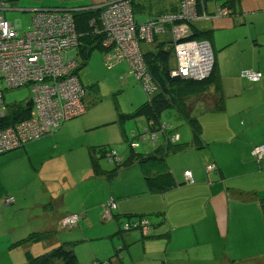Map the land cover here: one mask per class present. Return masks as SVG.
I'll return each instance as SVG.
<instances>
[{"label":"crops","instance_id":"0c3cea01","mask_svg":"<svg viewBox=\"0 0 264 264\" xmlns=\"http://www.w3.org/2000/svg\"><path fill=\"white\" fill-rule=\"evenodd\" d=\"M104 1L89 0L77 8ZM203 1L208 13L223 3L234 10L231 16L212 15L195 21L197 29L208 32L216 55L219 77L208 92H219L224 107L198 110L201 147L168 157L177 185L163 193H150L138 165L121 169L111 181L96 175L94 152L101 156L96 149L114 141L93 135L105 121H99L102 113L92 112L88 103L84 115L66 122L53 135L0 157V264H26L62 245L78 254L76 244L93 239L89 231L97 227H103L99 237L113 240V253L100 259L118 264H264L260 203L264 198V158L258 160L252 154L254 146L264 144V0ZM18 9L35 12L42 7ZM246 69L259 70L263 76L252 82L241 74ZM125 122L119 126L118 139L128 135ZM132 126L130 134H140L144 127ZM172 130L179 134L180 142L189 139L174 125ZM165 141L167 137L149 141L144 152L154 151ZM209 163H214L216 170L208 174ZM101 165L115 167L109 160H101ZM186 170L192 171L194 182H186ZM9 195H14L16 202L6 205ZM110 200H115L118 208L114 217L106 218L104 204ZM76 212L86 222L80 220L78 227L65 230L61 219ZM125 214H154L156 227L142 234L123 231L119 219ZM102 215L108 222L102 221ZM86 223L93 227L88 230ZM35 236L39 238L32 239ZM10 252L12 258L4 262L3 256Z\"/></svg>","mask_w":264,"mask_h":264},{"label":"built area","instance_id":"2783aa9c","mask_svg":"<svg viewBox=\"0 0 264 264\" xmlns=\"http://www.w3.org/2000/svg\"><path fill=\"white\" fill-rule=\"evenodd\" d=\"M87 8L100 10L99 15L90 22L94 33L109 52L106 60L112 61L109 62L111 66L116 61L127 60L134 68L148 98L158 88L148 72L141 44L153 43L155 36L166 32L169 25L174 48L171 76L197 79L210 74L214 68L216 58L211 42L189 38L192 35L189 21L214 15V12L200 13L198 0H181L177 12L157 13L144 22H139L134 15L131 0H108L99 5L77 9L42 8L34 12L31 29L29 27L23 33L21 20L10 21L5 15V11L9 10L7 3L0 0V154L60 128L67 120L87 111L84 99L86 90L77 73L79 56L69 54L70 50L78 47L80 36L76 29L74 12ZM218 9L219 13H233L228 6H219ZM241 74L252 82L259 81L263 76L261 71L255 69L243 70ZM23 86L29 87L32 92V116L4 125L7 115L5 93ZM172 127V122L164 121L156 128L153 121H147L140 134H131V138L136 139L144 134L143 138L147 135L155 141L159 139V135L166 137ZM169 138L173 143L180 141L177 133ZM137 142L139 139H130L133 148L139 145ZM252 152L258 160L264 158V144L254 146ZM117 158L121 160L120 156ZM213 169L215 166H209L210 171ZM185 177L187 182H194L191 170L185 171ZM15 202L14 195L5 199L6 205ZM115 207V201L110 200L105 208V215L111 217ZM81 216L77 212L65 214L61 219L62 225L76 226ZM147 222L144 220L141 223H128L123 230H131L140 224L148 230ZM89 264L118 263L108 259L95 260Z\"/></svg>","mask_w":264,"mask_h":264},{"label":"trees","instance_id":"16d2710c","mask_svg":"<svg viewBox=\"0 0 264 264\" xmlns=\"http://www.w3.org/2000/svg\"><path fill=\"white\" fill-rule=\"evenodd\" d=\"M180 3L181 1L177 6H174L172 9H164L159 13L160 14L166 12L175 13L180 9ZM198 5H199L200 13H202L203 11L207 12V9L205 7V2L203 0H200V2H198ZM225 6H228L230 9L233 8V6L229 3L228 4L223 3L221 7H225ZM99 13H100L99 9H92V8L77 10L74 12L76 29L80 36H79L78 47L73 48L72 50L76 51L77 53L76 57L78 56L83 57L84 61H87L89 52L92 48L99 46L106 50V48L101 44L100 40L98 39V36L94 33V28L91 27L92 25L90 22L91 19L93 17L98 16ZM152 16L150 15L149 18ZM196 20L197 19L189 21L192 31V35L189 38L209 41L208 32L201 31L200 29L196 28L195 26ZM171 39H172L171 25H169L167 27L166 32L162 33V35L157 34L155 36L153 42L155 43V49L154 50L149 49L144 52V58L148 66V72L152 76L153 82L157 85L158 89L151 96V98H148L141 106L136 108L133 112L122 116L121 119L128 120V119H133L134 117L143 116L146 117L147 121H153L154 127H158L159 125L162 124V122H164L161 117L162 112L168 108H174L178 116L187 120L193 135L192 141L190 142L179 141L177 143H173L169 137H171L172 134L175 132L174 130H170L166 133V137L168 138V140L159 144V146L155 148L154 151L138 152L133 150L126 158L120 157L121 160L119 161V159L117 158V156H120L118 150H115L112 147L113 146L112 144H107L100 146L98 149H96L101 153V156L98 155V152H94V151H93L94 156H92L93 159L92 168L95 174L98 176H105L110 181L118 176V173L121 169H127L135 165H138L139 167H141V172H143V178L150 193H163L177 185L175 177L168 164V157L171 154L177 153L179 151H183L193 146L201 147L202 132H203L202 124L197 118V116L193 115V113H195V111L198 110L205 111L211 108L222 110L224 107L223 98L219 92H215V93L208 92L209 88L218 81L219 75L217 73L216 60L211 75L206 79L194 80L191 78L184 79L180 76H171L170 70L174 66V48ZM107 51L108 50H106V52ZM71 56L73 55L71 54ZM105 62L109 68H111L115 64L114 63L111 66L110 63H112V61L110 60L109 63L108 60H106V55H105ZM117 62H121V61H116V63ZM80 69L81 66L79 64L77 69L78 76ZM85 90L87 92L86 88ZM205 94L208 95V98H210L211 101H208L207 99H199L200 96H206ZM189 99H193L194 101L190 102ZM85 102L88 109V103H90V101L89 102L85 101ZM195 102L196 103L201 102L204 104L202 106H196ZM33 107L34 105L31 99H29V101L26 103H19L13 105L8 104L6 101L7 115L4 119V125H9L16 121H21L30 118L32 116ZM60 128L42 134L39 138L28 140L27 142L23 143L20 147L14 150L22 149L32 141H36L43 137L53 135ZM136 148H132V149H136ZM103 158H107L110 162H113V164H115V167L112 169H106L102 167L101 160ZM211 165L215 166L214 163H209L206 165V173L208 174L211 171L214 172L216 170L215 167V169L210 171L209 166ZM184 175H185V171H184ZM210 178L211 177H209V179ZM108 203L104 204V209L107 207ZM115 203H116V207L113 209L112 212L113 217L115 216L114 211L118 208L117 202ZM260 203L264 213V198L260 199ZM153 215L154 214H125L124 218L119 219L122 226V230L124 229L123 227L128 223L129 224H134L136 222L141 223L142 221L147 220L148 222L146 226L148 227L149 231L150 230L152 231L156 227V225L153 222V217H152ZM143 230L144 228L140 224L137 227L131 228V230H127V231H137L140 232L141 234L146 233L143 232ZM31 237L32 236H30V238ZM38 238L39 236H35L32 239H38ZM97 261H103V260H97ZM58 262H62L63 264H79V258L72 248L62 245L57 248H54L50 253H46L37 256L33 259H30L26 264H59Z\"/></svg>","mask_w":264,"mask_h":264},{"label":"rangeland","instance_id":"374dc122","mask_svg":"<svg viewBox=\"0 0 264 264\" xmlns=\"http://www.w3.org/2000/svg\"><path fill=\"white\" fill-rule=\"evenodd\" d=\"M6 1L7 7H14L15 10H7L5 11L6 17L15 22L20 19L22 21L23 29L21 33L26 32L25 30L31 29V24L33 21L34 12L30 11H22L18 9L20 8H59L66 9L72 8L76 9L78 6L85 5L90 3L89 0H3ZM108 0H105L106 2ZM176 0H131L134 15L136 16L139 22H144L148 20L150 14L158 11L166 9L171 3ZM178 1V0H177ZM219 7L214 10V16L217 17H227L231 15H227L225 13H219ZM142 51L145 52L149 49H155V43H142L141 44ZM109 52H106L105 49L101 47H94L90 50L87 61H84L83 57H79V64L81 69L79 71V76L81 82L84 84L87 89L85 101H90L89 108L93 109L92 112H101L102 118L99 117V121H105L103 124H100V127L95 128L93 131V135L95 136H105L106 138L113 139L114 144H112L115 150H118L119 154L129 156L131 151L143 152L146 151L145 146L150 145L151 139L150 136L146 135V138H143V135H140L139 138L136 137L135 141L139 139V146L136 149H132L130 144L129 136L131 137L129 126L133 125L132 128L138 129L141 126H144L145 121H147L146 117L138 116L133 119H128L126 122L120 120V114L124 116L127 113L133 112L137 106V104H141L148 99V94L142 87L140 81L137 78L136 73L134 72V68L129 65L130 63L127 60H123L121 62L115 63L111 68H108L105 62V55ZM76 56V51H70V55ZM85 63V64H84ZM200 96L199 99H207L208 95ZM32 96V92L29 87H20L17 89H12L6 93V101L8 104H19L26 103L29 101ZM190 102H193V99H189ZM192 100V101H191ZM196 100V99H195ZM196 106H202L204 103L198 102ZM202 112V111H201ZM200 111L193 113L198 117ZM85 113L73 117L70 120L79 118ZM121 116V117H122ZM200 116V115H199ZM162 120L166 122H172L175 128L182 134V136L189 137L186 142H190L192 139L191 128L186 119L181 118L177 115V112L174 108H168L162 112ZM118 120V121H117ZM110 121V122H107ZM65 122V123H66ZM124 127L128 128V135L123 136V139H118V134H121L120 124L124 123ZM64 123V124H65ZM63 124V125H64ZM144 127L140 128V131L143 130ZM158 128V127H156ZM117 136V137H116ZM163 136L159 135L161 139ZM124 140V141H123ZM152 149V148H151ZM10 153V152H9ZM7 152V154H9ZM6 155V153H4ZM2 154V155H4ZM0 155V157L2 156ZM108 161L107 158L102 159V163H106ZM113 163V162H111ZM137 170H139L137 168ZM140 172V171H139ZM143 176V172L141 173ZM70 214V213H68ZM66 214V215H68ZM92 217H95L94 214H91ZM106 216V215H105ZM113 215L111 216V218ZM108 218V216H106ZM83 216L81 217V224L83 221ZM97 223V218H94ZM102 221L108 222L104 220L102 215ZM68 224V223H67ZM78 225L73 227H66L65 230H70L78 227ZM86 227L88 230L91 229L90 224L86 223ZM103 227H97L90 232L91 240L83 243L84 241L81 239L79 243L76 245V251L79 258V264H89L90 262H94L95 260L104 259L103 257L108 255V257L113 253V240L111 237L107 236L105 238L99 237L98 232ZM149 230L144 229L143 232H148ZM83 232H85L83 230ZM233 234V231L231 235ZM76 240V239H75ZM83 241V242H82ZM117 246V245H116ZM246 253V252H245ZM244 253V254H245ZM97 257H95V256ZM12 258V253H7L3 256L4 262L9 261ZM99 258V259H98ZM101 258V259H100ZM90 259V260H89ZM63 264V263H59ZM132 264V263H130Z\"/></svg>","mask_w":264,"mask_h":264},{"label":"water","instance_id":"95a60500","mask_svg":"<svg viewBox=\"0 0 264 264\" xmlns=\"http://www.w3.org/2000/svg\"><path fill=\"white\" fill-rule=\"evenodd\" d=\"M215 53V52H214ZM215 58H216V55H215ZM212 73V72H211ZM211 73L210 74H208V75H206L205 77H202V78H197V79H194V80H202V79H206V78H208L210 75H211ZM184 79H188V78H184Z\"/></svg>","mask_w":264,"mask_h":264},{"label":"flooded vegetation","instance_id":"af4514ba","mask_svg":"<svg viewBox=\"0 0 264 264\" xmlns=\"http://www.w3.org/2000/svg\"><path fill=\"white\" fill-rule=\"evenodd\" d=\"M198 2H200V0H198Z\"/></svg>","mask_w":264,"mask_h":264},{"label":"bare ground","instance_id":"6f19581e","mask_svg":"<svg viewBox=\"0 0 264 264\" xmlns=\"http://www.w3.org/2000/svg\"><path fill=\"white\" fill-rule=\"evenodd\" d=\"M103 8V7H102ZM130 65V64H129ZM109 68V67H108Z\"/></svg>","mask_w":264,"mask_h":264}]
</instances>
